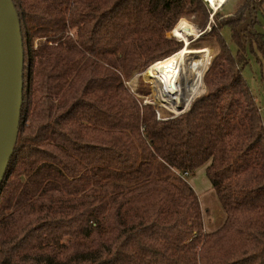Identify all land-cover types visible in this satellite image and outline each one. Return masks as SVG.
<instances>
[{"label":"trees","instance_id":"trees-1","mask_svg":"<svg viewBox=\"0 0 264 264\" xmlns=\"http://www.w3.org/2000/svg\"><path fill=\"white\" fill-rule=\"evenodd\" d=\"M13 2L24 97L0 264H264V115L243 76L250 55L264 62V0L224 20L205 0ZM194 15L215 22L206 91L160 118L127 83L179 50L167 33ZM202 167L225 211L213 231L189 181Z\"/></svg>","mask_w":264,"mask_h":264},{"label":"rangeland","instance_id":"rangeland-1","mask_svg":"<svg viewBox=\"0 0 264 264\" xmlns=\"http://www.w3.org/2000/svg\"><path fill=\"white\" fill-rule=\"evenodd\" d=\"M237 1L238 0H227L226 4L222 8L218 9V11H222L221 13H223V14H219L221 20H224L229 15L227 14V12L235 13L237 9L246 2V0H240V2L236 4ZM262 6L264 8V2L262 3ZM183 18L188 20V22L193 24L197 29V34L188 37L190 48L196 49V48L208 47L211 50V54L208 59V66H207L208 69L212 58L218 52V47L217 44L215 43L216 38L212 36V34H210L211 28L213 27V25H215V22L212 19V17H209V21L207 22L206 26L204 28H201L197 23V17L195 15L182 17L181 19ZM248 19L245 20L241 28H243V26L245 27L249 25ZM180 20L178 21V23L180 22ZM258 20H259V24L257 26V29L264 33L263 13H260L258 15ZM174 28L167 33V37L174 38L175 40L180 42V48H179L180 50L185 45V41L173 34ZM248 28L254 31V28H252V26H248ZM223 37L229 44L232 52L236 53V45L231 40V33L228 28H225L223 30ZM40 42H43V40L35 39L33 44L34 47H37ZM243 76L247 81L253 94L255 95L258 104L261 106L262 114L264 115V62L258 61L253 55H250L249 63L243 70ZM203 81H204V76H203ZM127 84L135 94H137L144 100V102L146 103L150 102L156 105V107L158 108V114L160 118L166 119L172 116L179 115L178 113H171L167 108L162 106L164 105L162 102H158L157 96L162 93H165V90L163 89L160 90L158 93H156L161 88V82L156 74L155 62L152 63L145 71L141 73H136L128 81ZM140 89H148L150 92L149 94H143L144 92H142ZM205 91H206V85L204 91L200 93V95L205 93ZM189 181L191 185L195 188L199 196L201 205L203 204L202 208H203V212L205 213L204 222H207L208 224L207 226H205V229L211 231L215 228L214 226H216V225H211V223L213 221L214 223L221 221L225 215V211L223 210V207L220 201L218 200L211 183L205 177L204 167L197 169L193 174H191Z\"/></svg>","mask_w":264,"mask_h":264},{"label":"water","instance_id":"water-1","mask_svg":"<svg viewBox=\"0 0 264 264\" xmlns=\"http://www.w3.org/2000/svg\"><path fill=\"white\" fill-rule=\"evenodd\" d=\"M23 72L24 46L18 12L13 0H0V185L18 138ZM190 106L178 114L188 111Z\"/></svg>","mask_w":264,"mask_h":264},{"label":"bare ground","instance_id":"bare-ground-1","mask_svg":"<svg viewBox=\"0 0 264 264\" xmlns=\"http://www.w3.org/2000/svg\"><path fill=\"white\" fill-rule=\"evenodd\" d=\"M208 1L215 10L227 2ZM173 34L184 40L185 45L170 56L155 62L156 74L161 82V88L156 93L164 89L165 93L157 96L158 102H162L172 112L180 113L181 110L188 109L194 98L205 89L203 76L211 50L208 47L190 48L188 37L197 34V29L185 18L180 20Z\"/></svg>","mask_w":264,"mask_h":264},{"label":"crops","instance_id":"crops-1","mask_svg":"<svg viewBox=\"0 0 264 264\" xmlns=\"http://www.w3.org/2000/svg\"><path fill=\"white\" fill-rule=\"evenodd\" d=\"M206 177V176H205ZM195 189V188H194ZM215 191V190H214ZM216 193V192H215ZM216 196H217V194H216ZM218 198V197H217ZM219 200V199H218ZM203 205V204H202ZM204 213V212H203ZM204 217H205V213H204ZM224 220H225V215H224V217L222 218V220L221 221H219V222H216V223H214V221L211 223V225H216V226H214L215 228L213 229V230H215L217 227H219V226H221L222 224H223V222H224ZM208 224H207V222H205V226H207ZM213 230H211V231H213ZM206 231H208L207 229H206Z\"/></svg>","mask_w":264,"mask_h":264},{"label":"built area","instance_id":"built-area-1","mask_svg":"<svg viewBox=\"0 0 264 264\" xmlns=\"http://www.w3.org/2000/svg\"><path fill=\"white\" fill-rule=\"evenodd\" d=\"M208 2V4L210 5V7L212 8L213 12H216L219 8H222L223 6H220L217 10H215V8L213 6H211V4L209 3L208 0H205ZM183 177H187L188 176V172H185L182 174Z\"/></svg>","mask_w":264,"mask_h":264}]
</instances>
